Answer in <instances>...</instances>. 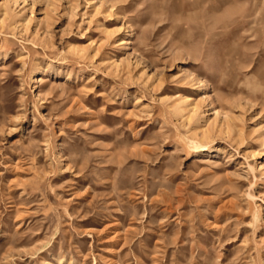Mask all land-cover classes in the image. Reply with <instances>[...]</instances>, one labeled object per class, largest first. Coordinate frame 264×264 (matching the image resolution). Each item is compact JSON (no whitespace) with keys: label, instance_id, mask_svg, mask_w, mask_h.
<instances>
[{"label":"rangeland","instance_id":"rangeland-1","mask_svg":"<svg viewBox=\"0 0 264 264\" xmlns=\"http://www.w3.org/2000/svg\"><path fill=\"white\" fill-rule=\"evenodd\" d=\"M0 264H264V0H0Z\"/></svg>","mask_w":264,"mask_h":264}]
</instances>
